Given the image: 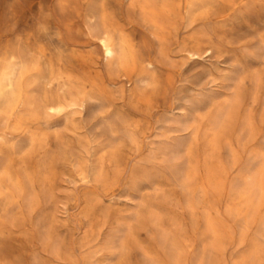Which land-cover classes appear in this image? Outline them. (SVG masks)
<instances>
[{
    "label": "rangeland",
    "instance_id": "rangeland-1",
    "mask_svg": "<svg viewBox=\"0 0 264 264\" xmlns=\"http://www.w3.org/2000/svg\"><path fill=\"white\" fill-rule=\"evenodd\" d=\"M0 264H264V0H0Z\"/></svg>",
    "mask_w": 264,
    "mask_h": 264
}]
</instances>
